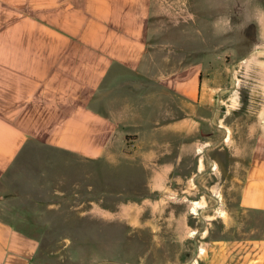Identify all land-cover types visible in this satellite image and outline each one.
Instances as JSON below:
<instances>
[{
    "label": "crops",
    "instance_id": "crops-1",
    "mask_svg": "<svg viewBox=\"0 0 264 264\" xmlns=\"http://www.w3.org/2000/svg\"><path fill=\"white\" fill-rule=\"evenodd\" d=\"M225 1L229 49L204 51L195 46L204 23L221 34L205 13L211 0H0V182L16 184L15 197L50 182H28L14 164L32 139L20 120L59 92L68 111L51 146L90 181L94 167L116 174L140 191L133 204L161 207L165 192L205 184L196 154L221 145L229 183L241 180L239 206L264 214V0ZM221 62L241 88L231 107L219 94ZM240 102L243 143L225 147L224 115ZM37 249L34 236L0 218V264H32ZM204 253L200 264H264V235L213 241Z\"/></svg>",
    "mask_w": 264,
    "mask_h": 264
},
{
    "label": "rangeland",
    "instance_id": "rangeland-1",
    "mask_svg": "<svg viewBox=\"0 0 264 264\" xmlns=\"http://www.w3.org/2000/svg\"><path fill=\"white\" fill-rule=\"evenodd\" d=\"M211 1L206 3L205 13L215 16L220 28H229L227 25L234 20L227 11L228 3ZM213 3L214 7L208 8ZM204 25L203 41L196 47L202 46L206 51V43L212 48L221 42V49H229L227 29L217 28L221 33L217 37ZM173 36L176 45H180V34ZM250 46H242L243 55ZM171 55L176 60L181 58L180 52ZM221 69L219 94L230 99L227 105L231 107L236 105L241 88L233 84L231 67L226 69L221 62ZM229 87L238 91V97L228 94ZM62 96L63 93L46 92L34 114L19 122L32 139L16 159V171L30 183H37L41 177L50 182L38 192L30 189L17 197L13 196L20 192L16 184L5 186L0 182V218L38 242L32 264H200L204 250L213 241L238 240L252 233L264 235V214L239 206L241 180L229 183L232 175L227 173V154L221 145L215 151L206 147L205 152L196 154L204 156L205 184L165 192L161 207L133 204L140 191L125 183L124 177L119 180L116 174H96L94 167L90 181L73 159L55 152L51 146L68 111ZM244 112L240 102V106L224 115L228 128V139L222 144L225 147L235 148L243 143L239 128L245 121ZM213 160H220L222 167L215 166ZM213 184L217 187L211 188Z\"/></svg>",
    "mask_w": 264,
    "mask_h": 264
}]
</instances>
